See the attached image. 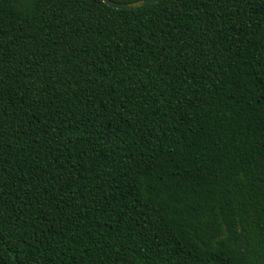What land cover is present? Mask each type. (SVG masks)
I'll list each match as a JSON object with an SVG mask.
<instances>
[{"label": "trees", "instance_id": "obj_1", "mask_svg": "<svg viewBox=\"0 0 264 264\" xmlns=\"http://www.w3.org/2000/svg\"><path fill=\"white\" fill-rule=\"evenodd\" d=\"M0 264H264V0H0Z\"/></svg>", "mask_w": 264, "mask_h": 264}, {"label": "water", "instance_id": "obj_2", "mask_svg": "<svg viewBox=\"0 0 264 264\" xmlns=\"http://www.w3.org/2000/svg\"><path fill=\"white\" fill-rule=\"evenodd\" d=\"M107 5L114 8H135L140 7L148 3L158 2L159 0H133L130 2H117L113 0H102Z\"/></svg>", "mask_w": 264, "mask_h": 264}]
</instances>
